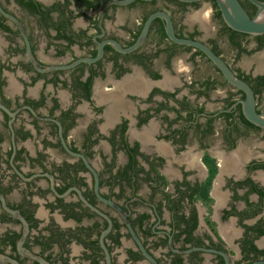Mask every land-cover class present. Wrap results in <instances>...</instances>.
<instances>
[{
  "label": "flooded vegetation",
  "instance_id": "obj_1",
  "mask_svg": "<svg viewBox=\"0 0 264 264\" xmlns=\"http://www.w3.org/2000/svg\"><path fill=\"white\" fill-rule=\"evenodd\" d=\"M110 1L0 5L20 21L43 69L95 58L106 40L127 49L146 20L165 11L176 35L210 47L252 87L264 112V68L242 65L244 56L264 60V35L230 29L215 0L137 1L110 5L103 15ZM247 7L254 16L257 9ZM80 18L87 27L75 29ZM43 48L52 60L40 56ZM0 49V103L15 115L0 108V194L29 224L24 250L51 264H107L101 237L110 223L83 197L112 221L104 238L112 264L151 263L106 200L124 211L158 264H225L194 248L227 252L232 264L264 260V128L246 120L245 94L203 52L169 40L156 19L132 52L105 45L97 62L42 72L19 26L1 12ZM218 189L227 193L222 203ZM232 220L239 230L233 247L219 229ZM24 233L0 200V254L38 264L19 250Z\"/></svg>",
  "mask_w": 264,
  "mask_h": 264
},
{
  "label": "water",
  "instance_id": "obj_2",
  "mask_svg": "<svg viewBox=\"0 0 264 264\" xmlns=\"http://www.w3.org/2000/svg\"><path fill=\"white\" fill-rule=\"evenodd\" d=\"M137 1L154 2L156 0H112L105 6V8L103 10V15H104L105 11L107 10L108 6H110V5L126 6V5H130V4L137 2ZM178 1L184 2V3H197V2H204L207 0H178ZM215 1L219 7V10L221 12V15H222L224 22L227 24V26L230 29H232L233 31L245 34V35H250V36H262V35H264V1L249 0V2L252 5H254L257 9L254 16H251L247 12V10L245 9V7L243 6V4L240 0H215ZM0 12L5 17L9 18L10 20L15 22L19 26V28L21 30V34H22V36L25 40V43H26L27 56H28L29 60L32 62V64H34V66L39 71H42V72L52 71V70L70 69V68L76 67L77 65H79L81 63L91 64V63L97 62L104 55L105 45L113 46L118 52H123V53L132 52V51L138 49L143 44V42L146 40L154 21L156 19H160V20L165 22V30H166V34H167V37L169 38V40H171L172 42L179 44V45H187V46L194 47V48L200 50L201 52H203L209 58V60L220 70V72L225 77L226 81L245 94V99L239 102L242 105L244 117L251 124L258 126L260 128H264V112L259 113L257 111L256 95H255L252 87L246 81L237 77L236 74L227 65V63L221 57H219L216 53H214L212 51V49H210V47H208L206 44H204L200 41H195V40L186 39V38H179L175 33L174 23H173L171 16L165 11H157V12L153 13L146 20V22L142 28V31H141L137 41L135 42V44L132 45L131 47L127 48V49L122 48V46L114 40H106V41L99 44L98 55L95 58H83V59H79V60L75 61L74 63H72L68 66L49 67L46 69H43L38 65V63L34 57L28 36L25 33L24 28L22 27L20 21L16 17H14L12 14L6 12L2 8L1 5H0ZM0 108L2 110H4L10 117L15 116L14 113H12L7 107L2 105L1 103H0ZM63 143H64V141H63ZM66 149L69 152H71L68 147H66ZM71 153L75 155V153H73V152H71ZM82 199L89 207H91L94 211L98 212L100 215L105 217L110 223V227L107 230H105L102 234L101 244H102V247L104 248V250L106 252L107 264H112L110 254H109V252H108V250L104 244V238L111 231L112 221L110 220V218L108 216H106L101 211L97 210L92 205H90L85 200V198L82 197ZM0 200L2 201L4 209L8 213H10L12 216H14L18 220H20L25 226V233L22 237V240L19 243V250L21 251V253L24 254L25 252H27V255L30 258L36 260L38 262V264H51L47 260L32 254L28 250H24L23 244H24L26 237L29 233V224L26 221V219L20 214L19 211L12 210L7 206L6 200L1 194H0ZM106 202H108L111 206H113L115 209H117L119 212H121L125 221L127 222L128 227L130 228V230L132 232L133 237L136 240V243H137L139 249L141 250V252L145 256V258L151 264H158L157 260L153 256H151V254L145 248V246L143 245L141 240L135 234L131 224L129 223V221H128L125 213H124V211L122 209H120V207H118L115 203L108 201V200H106ZM190 251H204V252L213 253V254H216V255L223 257L225 264H232V260L230 258V255L227 252H224L221 250L207 249V248H194ZM0 264H20V263L11 257L0 254ZM252 264H264V260H259V261L252 263Z\"/></svg>",
  "mask_w": 264,
  "mask_h": 264
},
{
  "label": "crops",
  "instance_id": "obj_3",
  "mask_svg": "<svg viewBox=\"0 0 264 264\" xmlns=\"http://www.w3.org/2000/svg\"><path fill=\"white\" fill-rule=\"evenodd\" d=\"M49 5L54 3V0H45ZM58 6V4H57ZM58 10V9H57ZM55 17H58V14H55ZM87 27V20L84 18H80L78 20H76L75 22V29H80V28H85ZM38 31V30H36ZM43 46L47 47V43L48 41L43 40ZM0 51L2 52V49H0ZM40 56L44 59H48V60H52L50 56H46L45 55V50L44 48L40 50ZM53 54V49L50 50L49 54ZM11 79L15 82L14 80V76H12L11 74H9ZM222 181L220 180L219 183H221ZM216 195L217 198L219 200L220 203H222L226 198H227V193L221 191L220 189L216 190ZM220 231L222 232L221 234L223 235V237L228 241V243L231 245V247H233V241L234 239L238 236L239 234V230L236 227V223L235 220H232L229 224H225V225H220L219 226ZM264 244V242H262ZM236 251V249H234Z\"/></svg>",
  "mask_w": 264,
  "mask_h": 264
},
{
  "label": "rangeland",
  "instance_id": "obj_4",
  "mask_svg": "<svg viewBox=\"0 0 264 264\" xmlns=\"http://www.w3.org/2000/svg\"><path fill=\"white\" fill-rule=\"evenodd\" d=\"M150 9V8H149ZM253 38H251V37H249V38H247L246 40L247 41H251ZM225 52V51H224ZM225 56L227 57V59L229 60V62L231 63L232 62V60H231V54H228V53H225ZM261 56H262V53H260V54H255V55H253V56H249V57H246V56H244L243 58H242V65H244L245 67L246 66H251V65H253L254 63H258L259 65H260V67H263L264 68V60H263V58L261 59ZM261 59V60H260ZM258 61V62H257ZM262 65V66H261Z\"/></svg>",
  "mask_w": 264,
  "mask_h": 264
},
{
  "label": "trees",
  "instance_id": "obj_5",
  "mask_svg": "<svg viewBox=\"0 0 264 264\" xmlns=\"http://www.w3.org/2000/svg\"><path fill=\"white\" fill-rule=\"evenodd\" d=\"M259 1H264V0H259ZM152 3L154 4L155 1L152 2ZM86 4H87L89 7H93V6H94V3H92V2H86ZM248 5L250 6V8L256 10V7H255L254 5H252V4L247 0V4L244 3V6H245L246 8H248V7H247ZM29 6H30V8H32L34 11H40V10L43 9V6L40 5V4H37V3H29ZM252 16H253V15H252ZM232 33H235V32L232 31ZM231 39L234 40V36H233V35H232ZM263 80H264V78H263Z\"/></svg>",
  "mask_w": 264,
  "mask_h": 264
}]
</instances>
